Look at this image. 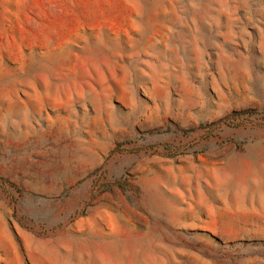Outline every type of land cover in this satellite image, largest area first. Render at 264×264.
Returning <instances> with one entry per match:
<instances>
[{
	"label": "rangeland",
	"instance_id": "374dc122",
	"mask_svg": "<svg viewBox=\"0 0 264 264\" xmlns=\"http://www.w3.org/2000/svg\"><path fill=\"white\" fill-rule=\"evenodd\" d=\"M104 263L264 264V0H0V264Z\"/></svg>",
	"mask_w": 264,
	"mask_h": 264
},
{
	"label": "bare ground",
	"instance_id": "6f19581e",
	"mask_svg": "<svg viewBox=\"0 0 264 264\" xmlns=\"http://www.w3.org/2000/svg\"><path fill=\"white\" fill-rule=\"evenodd\" d=\"M185 170H187V169H185ZM202 170H203V168H202ZM186 174V173H185ZM201 175H203V174H201ZM207 176V175H206ZM205 176V177H206ZM208 177V176H207ZM216 180V179H215ZM220 181V180H219ZM222 181V180H221ZM217 183V182H216ZM221 187V186H220ZM110 254V253H109ZM112 254V253H111ZM110 254V255H111ZM97 255V254H96ZM95 256V255H94ZM99 256V255H98ZM112 257H113V255H111ZM115 256V255H114ZM99 259H102L101 257H98ZM50 259H52V258H50ZM112 260H114V259H112ZM46 261V260H45ZM53 261V260H52ZM102 261H103V259H102ZM108 262V261H107ZM118 263V262H117ZM105 264V263H104ZM116 264V263H115Z\"/></svg>",
	"mask_w": 264,
	"mask_h": 264
}]
</instances>
